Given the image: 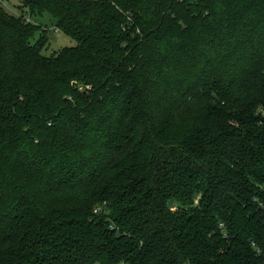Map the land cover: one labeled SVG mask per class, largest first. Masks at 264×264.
Segmentation results:
<instances>
[{
    "label": "trees",
    "instance_id": "1",
    "mask_svg": "<svg viewBox=\"0 0 264 264\" xmlns=\"http://www.w3.org/2000/svg\"><path fill=\"white\" fill-rule=\"evenodd\" d=\"M18 1L0 264H264V0Z\"/></svg>",
    "mask_w": 264,
    "mask_h": 264
},
{
    "label": "rangeland",
    "instance_id": "2",
    "mask_svg": "<svg viewBox=\"0 0 264 264\" xmlns=\"http://www.w3.org/2000/svg\"><path fill=\"white\" fill-rule=\"evenodd\" d=\"M1 5L10 14L19 15L21 12L18 7V0H1ZM31 20L36 24H40L47 30L48 42L42 50L43 55L50 56L61 48L73 47L76 45L74 39L55 29L54 19L48 12H44L41 16L31 17ZM37 37L38 35H36V38Z\"/></svg>",
    "mask_w": 264,
    "mask_h": 264
},
{
    "label": "built area",
    "instance_id": "3",
    "mask_svg": "<svg viewBox=\"0 0 264 264\" xmlns=\"http://www.w3.org/2000/svg\"><path fill=\"white\" fill-rule=\"evenodd\" d=\"M1 1V0H0Z\"/></svg>",
    "mask_w": 264,
    "mask_h": 264
}]
</instances>
